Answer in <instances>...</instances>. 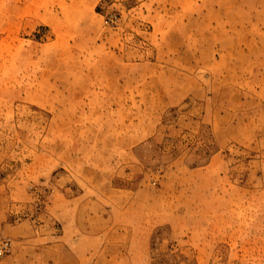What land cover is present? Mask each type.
Segmentation results:
<instances>
[{
    "label": "rangeland",
    "instance_id": "rangeland-1",
    "mask_svg": "<svg viewBox=\"0 0 264 264\" xmlns=\"http://www.w3.org/2000/svg\"><path fill=\"white\" fill-rule=\"evenodd\" d=\"M5 240L0 264H264V0H0Z\"/></svg>",
    "mask_w": 264,
    "mask_h": 264
},
{
    "label": "built area",
    "instance_id": "built-area-1",
    "mask_svg": "<svg viewBox=\"0 0 264 264\" xmlns=\"http://www.w3.org/2000/svg\"><path fill=\"white\" fill-rule=\"evenodd\" d=\"M11 249V243L8 240L3 241L0 244V256H3Z\"/></svg>",
    "mask_w": 264,
    "mask_h": 264
},
{
    "label": "trees",
    "instance_id": "trees-1",
    "mask_svg": "<svg viewBox=\"0 0 264 264\" xmlns=\"http://www.w3.org/2000/svg\"><path fill=\"white\" fill-rule=\"evenodd\" d=\"M96 11H97L98 13H100V8H99V6H97Z\"/></svg>",
    "mask_w": 264,
    "mask_h": 264
}]
</instances>
